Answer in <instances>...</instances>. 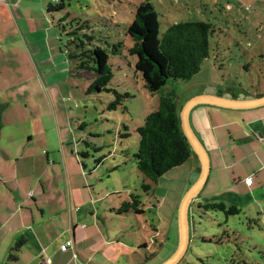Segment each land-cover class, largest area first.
Wrapping results in <instances>:
<instances>
[{
  "label": "rangeland",
  "instance_id": "374dc122",
  "mask_svg": "<svg viewBox=\"0 0 264 264\" xmlns=\"http://www.w3.org/2000/svg\"><path fill=\"white\" fill-rule=\"evenodd\" d=\"M145 2L154 6L161 34L185 21H202L215 28L210 57L199 72L189 82L169 81L157 94L144 87L142 75L135 69L137 58L129 52L135 44L127 31L137 6ZM56 4L65 7L55 10L53 18L48 15L57 25L52 31V61L32 66L22 75L11 64L16 59L0 51V229L13 226L8 218L14 210H25L20 200L27 189L19 191L13 177L17 159H27L20 147L24 140L28 143L27 134L41 135L40 141L46 139L50 145L55 139H63V149L85 172L84 182L94 183L97 192L121 190L126 198L136 191L139 196L145 213L137 216L130 211L117 216L109 212L106 216L110 219L103 216L100 223L103 232L111 229L114 241L131 245L134 252L140 250L134 256L125 245L118 255L120 263H165L180 246L182 200L199 179L189 161L155 184L145 180L135 167L140 144L137 131L145 117L159 109L160 96L165 93L177 95L180 110L199 93L208 91L233 96L264 94V0H56ZM79 28L78 36L92 38L88 49L99 46L109 56L113 78L106 91L93 87L96 74L77 71L76 62L69 57L78 50L72 43L76 35L70 33ZM0 46L4 47L2 41ZM115 92L129 97L114 107ZM40 141L36 140L37 145ZM18 173L25 177L23 168L19 167ZM143 184H149L151 190L146 192ZM107 202L101 203L105 209ZM220 203L226 209L237 208L239 213L229 215L205 207ZM187 218L190 243L177 264H264V200L259 195L227 198L207 189L192 200ZM3 231L0 264H23L26 258L17 243L26 234L20 230L21 234L13 236ZM102 251V263L114 264V247ZM11 254L16 260L9 259ZM25 254L28 257L30 253ZM19 258L22 262H17Z\"/></svg>",
  "mask_w": 264,
  "mask_h": 264
},
{
  "label": "crops",
  "instance_id": "0c3cea01",
  "mask_svg": "<svg viewBox=\"0 0 264 264\" xmlns=\"http://www.w3.org/2000/svg\"><path fill=\"white\" fill-rule=\"evenodd\" d=\"M52 1L0 0V41L4 45L0 46V51L9 54L11 60L16 59L11 64L22 75L37 64L53 60L51 42L56 26L49 21L47 13ZM197 96L252 101L264 94L233 96L208 91ZM189 121L210 160L208 178L198 197L210 189L212 194L224 193L227 198L259 195L264 200V105L244 110L198 105L191 111ZM40 137L28 133L25 137L28 143L23 138L25 142L20 145L22 155L27 159H17L13 180L22 193L27 189V194L20 200L25 210H14L8 218L9 224L13 220V226L6 228L9 225H4V231H0L17 236L23 230L22 235L26 234L25 238L20 237L25 240L20 248L26 258L23 264H46L47 259L49 264H103L99 256L108 246L116 250L117 258L112 262L121 264L118 255L127 244L114 241L111 229L103 232L100 223L103 216L104 220L110 219L106 216L109 212H115L117 216L125 213L121 208L128 197L123 198L125 194L121 190L97 192L94 183L84 182L85 172L78 161L65 152L63 139H55V144L50 145L46 139L40 141ZM36 140L40 141L39 145ZM70 154L72 156V152ZM189 161L193 162V171L199 179L201 163L198 157L195 155ZM20 163L23 164L20 166ZM19 167L24 169L25 177L19 176ZM220 183L225 186H218ZM131 194L137 195L136 191ZM12 201L16 202L15 199ZM106 201L107 209L101 206ZM18 221L23 223L22 226L19 227ZM69 241L74 243L70 252L61 251L60 245ZM127 246L132 255H138L140 250L134 252L131 245ZM25 253L30 254L27 257ZM19 261L22 262L21 258L17 259Z\"/></svg>",
  "mask_w": 264,
  "mask_h": 264
},
{
  "label": "trees",
  "instance_id": "16d2710c",
  "mask_svg": "<svg viewBox=\"0 0 264 264\" xmlns=\"http://www.w3.org/2000/svg\"><path fill=\"white\" fill-rule=\"evenodd\" d=\"M63 4L52 1L47 13L52 17L54 11L64 9ZM158 14L150 2L137 6L133 22L128 28L127 35L134 41L135 47L129 50L130 55H135L137 63L136 72L142 75L144 87L157 94L169 81L189 82L200 70L204 61L210 57V38L214 36L215 28L210 23L179 22L169 26L165 33H160ZM57 27L56 23H54ZM79 28L72 43L77 49L69 53L71 61L76 62V69L93 72L96 80L93 87L106 91V86L111 82L113 74L109 64V56L104 48L95 46L88 49L92 38L87 34L78 36ZM82 37V38H81ZM116 52V49H114ZM114 92V91H112ZM117 96L112 106L120 104V99L129 95ZM178 97L174 92L160 96L159 109L145 117L142 127L137 131L140 144L135 155V167L137 171L149 182L155 184L161 177L174 168L184 166L195 156L193 148L183 134L181 126V110L178 108ZM146 192L151 190L149 184H143ZM206 208L224 211L229 215L239 213L237 208L226 209L224 204H208ZM139 196L131 194L123 202L121 211L132 210L136 215L145 213L142 209ZM25 240L21 239L17 247H22ZM19 248V249H20ZM19 251V250H18ZM10 260H16V256L10 255Z\"/></svg>",
  "mask_w": 264,
  "mask_h": 264
},
{
  "label": "water",
  "instance_id": "95a60500",
  "mask_svg": "<svg viewBox=\"0 0 264 264\" xmlns=\"http://www.w3.org/2000/svg\"><path fill=\"white\" fill-rule=\"evenodd\" d=\"M204 104L213 105L218 108H228L232 110L253 109L264 105V96L252 101L249 100L239 101V100L226 99L223 97H216V96H201V97L197 96L192 100L188 101L185 104V106H183L180 117L181 126L184 132L183 134L187 138L189 144L193 148V152L198 157L201 163L200 166L201 173L199 180L195 182V184L189 190L185 198H183L181 203V210L178 216L179 229H180L179 231L180 246L177 248V250L169 260L161 264H177L178 262L180 263V261L182 260L187 250V247H189V243H190L189 225L187 218L188 209L192 200L198 198L204 186V183H206L208 178L210 160L205 147L199 141V138L195 135V131L193 130L189 121V117L191 115V111L193 110V108H195L198 105L201 106ZM183 209L185 211L184 214H183Z\"/></svg>",
  "mask_w": 264,
  "mask_h": 264
},
{
  "label": "built area",
  "instance_id": "2783aa9c",
  "mask_svg": "<svg viewBox=\"0 0 264 264\" xmlns=\"http://www.w3.org/2000/svg\"><path fill=\"white\" fill-rule=\"evenodd\" d=\"M73 244H74L73 241H69L66 244L63 243L60 245V250L66 252L73 247ZM45 262H46V264H49V259H47Z\"/></svg>",
  "mask_w": 264,
  "mask_h": 264
},
{
  "label": "bare ground",
  "instance_id": "6f19581e",
  "mask_svg": "<svg viewBox=\"0 0 264 264\" xmlns=\"http://www.w3.org/2000/svg\"><path fill=\"white\" fill-rule=\"evenodd\" d=\"M184 212H185V211H184V209H183V214H184ZM183 214H182V215H183ZM182 239H183V238H182Z\"/></svg>",
  "mask_w": 264,
  "mask_h": 264
}]
</instances>
